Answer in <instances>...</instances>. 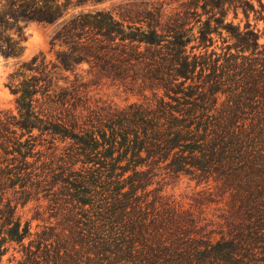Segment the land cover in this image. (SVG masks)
<instances>
[{"label":"trees","instance_id":"1","mask_svg":"<svg viewBox=\"0 0 264 264\" xmlns=\"http://www.w3.org/2000/svg\"><path fill=\"white\" fill-rule=\"evenodd\" d=\"M102 3L0 0V57L20 60L33 24L57 26L51 46L63 48L8 79L18 114L0 113V264H264V0L86 9ZM84 62L153 99L74 104L60 75ZM42 148L51 154L29 162ZM181 176L213 186L207 203L226 201L218 240L150 190ZM46 184L60 188L53 214L24 222L33 200L16 190Z\"/></svg>","mask_w":264,"mask_h":264},{"label":"rangeland","instance_id":"2","mask_svg":"<svg viewBox=\"0 0 264 264\" xmlns=\"http://www.w3.org/2000/svg\"><path fill=\"white\" fill-rule=\"evenodd\" d=\"M95 1V0H91ZM192 0H104V3L89 6L88 10H110L116 15L119 10L127 7H140L148 4L150 7H158L165 10L167 13H174L181 10L186 4ZM256 2V0H254ZM257 4V3H256ZM201 12V10H200ZM244 20V15L241 11L238 12V18L235 19L234 12L229 14V20H233L235 24H238L241 20ZM263 27V24L260 25ZM57 26H50L44 24H33L28 27V42L26 43V50L23 57L20 60H6L0 57V113H12L17 115L16 98L11 94L7 88V83L10 74H12L18 67L20 62L30 61L33 57L40 54H44L48 61L56 60V53L59 50H63L60 46H51V38L57 31ZM221 44L220 42H218ZM59 86L69 87L70 90L76 89L78 96L74 104H79L81 107H88L92 109H125L133 104H140L153 99V92L144 87L131 84L129 82H114L102 78L97 74V70L91 67L89 63H82L75 68L74 73H62L60 75ZM79 98V100H77ZM73 103V101H71ZM38 135V131L34 133V136ZM46 147H51V144H46ZM41 150L43 154L38 153ZM33 152L29 162L33 163L36 160H44L45 154H51L46 148H42ZM36 173H33L34 175ZM50 183V182H49ZM45 188L41 189V193L24 194L26 191L17 189L19 195L16 196L18 201L22 202L27 197L33 201L26 207L19 209V214L22 216L23 221L33 220V218L45 219L52 215L50 211L52 196L59 193L60 188H50L49 184L43 185ZM62 187V186H61ZM208 188L213 186L199 185L196 181L190 177L181 176L173 180H161L158 181L150 188V190L158 189L161 191L159 194L164 199H168L171 202L177 204L182 210L193 213L195 217L201 221V225L206 227V233L215 232L212 236L214 240H218L222 232L221 226L223 222L220 220V216L226 209V201L221 203H207L209 201ZM62 189V188H61ZM43 190V191H42ZM212 191V190H211ZM12 194V192H11ZM31 196V197H30ZM62 198V197H61ZM64 198V197H63ZM50 206V207H49ZM39 221H33L32 230L36 231ZM11 253L4 257V263H8V259L11 257Z\"/></svg>","mask_w":264,"mask_h":264}]
</instances>
